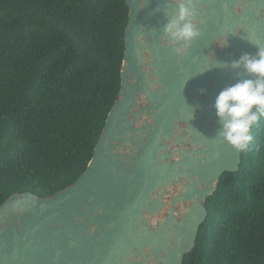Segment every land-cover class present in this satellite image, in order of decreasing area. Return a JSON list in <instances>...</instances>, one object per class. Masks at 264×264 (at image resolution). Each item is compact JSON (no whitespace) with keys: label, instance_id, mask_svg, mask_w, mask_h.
<instances>
[{"label":"water","instance_id":"1","mask_svg":"<svg viewBox=\"0 0 264 264\" xmlns=\"http://www.w3.org/2000/svg\"><path fill=\"white\" fill-rule=\"evenodd\" d=\"M126 4L121 87L93 157L62 191L3 202L0 264H183L207 199L239 170L214 103L246 78L228 64L256 55L248 39L264 43V0H200L201 36L182 58L163 32L176 0Z\"/></svg>","mask_w":264,"mask_h":264},{"label":"trees","instance_id":"2","mask_svg":"<svg viewBox=\"0 0 264 264\" xmlns=\"http://www.w3.org/2000/svg\"><path fill=\"white\" fill-rule=\"evenodd\" d=\"M126 0H0V206L86 170L121 87ZM183 264H264V118Z\"/></svg>","mask_w":264,"mask_h":264},{"label":"clouds","instance_id":"3","mask_svg":"<svg viewBox=\"0 0 264 264\" xmlns=\"http://www.w3.org/2000/svg\"><path fill=\"white\" fill-rule=\"evenodd\" d=\"M200 0H176L175 15L163 28L167 45L178 57H184L192 42L201 36L200 22L196 19V5ZM257 49L256 55L245 53L228 66L243 70L244 79L223 88L214 103L221 128L218 137L237 152L249 149L253 129L264 118V43L248 39ZM226 46V40L223 38Z\"/></svg>","mask_w":264,"mask_h":264}]
</instances>
